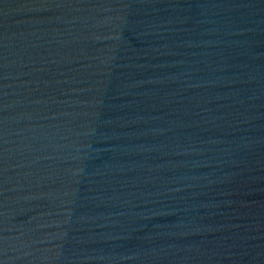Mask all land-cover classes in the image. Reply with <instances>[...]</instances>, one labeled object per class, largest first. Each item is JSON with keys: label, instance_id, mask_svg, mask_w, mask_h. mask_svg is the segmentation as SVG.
<instances>
[{"label": "water", "instance_id": "95a60500", "mask_svg": "<svg viewBox=\"0 0 264 264\" xmlns=\"http://www.w3.org/2000/svg\"><path fill=\"white\" fill-rule=\"evenodd\" d=\"M0 264H264V0H0Z\"/></svg>", "mask_w": 264, "mask_h": 264}]
</instances>
